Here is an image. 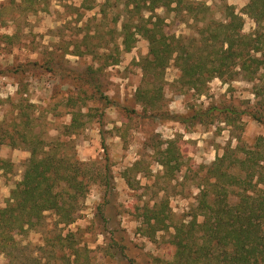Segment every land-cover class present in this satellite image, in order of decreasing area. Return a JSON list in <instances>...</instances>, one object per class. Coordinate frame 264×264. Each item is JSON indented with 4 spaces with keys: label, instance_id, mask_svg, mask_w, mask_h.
I'll return each mask as SVG.
<instances>
[{
    "label": "rangeland",
    "instance_id": "374dc122",
    "mask_svg": "<svg viewBox=\"0 0 264 264\" xmlns=\"http://www.w3.org/2000/svg\"><path fill=\"white\" fill-rule=\"evenodd\" d=\"M104 1L96 0V6L89 10L81 7L82 0H33L34 3L0 0V120L22 128L19 121L27 113L37 136L48 140L72 137L81 160L104 161L108 156L114 178L107 216L117 219L125 230L128 245L121 264H150L153 257L171 256V248L165 242L169 233L149 240L142 235L143 226L137 217L139 207L153 204L164 194L161 187L165 183L161 184L162 179L160 183L157 181L163 168L156 160L154 148L174 138L181 146L183 165L168 189L177 219L194 204L199 191L197 185L205 174L204 166L210 165L228 147L242 156L245 149L254 148L259 137H264V123L249 115L259 99L255 92L264 86V69L254 81L243 75L233 80L216 76L200 93L182 83L181 71L172 63L160 83H154L163 86L160 110H147L136 93L152 80L151 76L144 78L138 64L148 55V41L139 36L131 51L119 55L118 63L113 64L111 56L105 59L103 53H111L113 48L107 49L108 41L121 42L120 22H115V18L122 9L113 5L116 0H112L104 16L101 12ZM196 1L209 5L210 14L217 19L223 16L224 3L240 10L248 2ZM158 13L165 17L167 32L177 36L196 35L193 18L184 21L165 8L158 9ZM244 17L243 31L250 33L257 23L248 15ZM113 52L118 53L117 49ZM261 98L264 99V91ZM21 100H28L34 106L24 103L22 109ZM75 111L82 125L68 135L66 125L71 123ZM198 113L202 116L195 118ZM176 116L189 120L181 122ZM0 155L15 163L12 173L0 171V206H4L11 189L22 177L30 153L2 145ZM136 162L142 170L129 173L133 182L130 184L123 172ZM103 196L100 185H91L81 215L70 228L78 231V241L88 246L96 262L119 264L117 259L104 256L111 234L91 225L99 205L107 200ZM48 215L52 222L53 215ZM17 239L40 245L43 235L32 230L18 234ZM0 264H8L1 252Z\"/></svg>",
    "mask_w": 264,
    "mask_h": 264
},
{
    "label": "trees",
    "instance_id": "16d2710c",
    "mask_svg": "<svg viewBox=\"0 0 264 264\" xmlns=\"http://www.w3.org/2000/svg\"><path fill=\"white\" fill-rule=\"evenodd\" d=\"M115 2L113 5L122 9L115 18V22H120L121 42L108 41L107 49L113 48L111 53H103V57L111 56L113 64L118 63L119 55L131 51L139 36L148 41V55L138 64L144 78L151 76L153 86L142 85L136 93L147 110H160L163 86H154V83H160L172 63L181 71L182 83L200 93L216 76L233 80L243 75L254 81L264 69V0H248L240 10L224 3L221 19L210 14L209 5L196 0ZM111 3L112 0H105L101 5L104 16ZM95 6L96 0H82L81 7L85 9ZM160 8L181 16L184 21L193 18L196 35L177 36L167 32L165 17L158 13ZM244 15L257 23L250 33L243 31ZM114 49L118 53H114ZM262 91L264 86L255 92L259 99L249 115L264 123ZM24 100L20 102L22 109L24 103L34 106ZM194 116L201 117L202 113ZM176 120L187 122L189 118L176 116ZM19 122L22 128L0 120V147L8 145L30 153L21 179L11 189L6 204L0 206V252L5 254L8 264H104L94 260L88 246L78 241V231L70 228L81 215L93 184L102 187L107 200L99 205L91 225L102 233L111 234L104 256L117 259L121 264L127 256L128 245L125 230L117 219L107 216L114 178L109 157L104 161L81 160L72 137L48 140L37 136L27 113ZM81 125L78 112H73L66 134H74ZM154 149L156 160L163 168L156 177L159 183L160 179L161 184L165 183L161 187L164 194L153 204L139 207L137 217L143 226L142 235L149 240L169 233L165 242L171 248V256L168 259L153 257L150 264H264V137H259L254 148L245 149L242 156L228 147L210 165L204 166L205 174L197 185L199 191L194 204L188 213L177 219L168 189L183 165L181 146L174 138ZM14 167L11 159L0 155V171L10 174ZM141 170L140 163L136 162L123 174L127 182L133 184L129 173ZM48 213L53 215L52 222L48 220ZM32 230L43 235L42 244L17 239L18 234Z\"/></svg>",
    "mask_w": 264,
    "mask_h": 264
}]
</instances>
